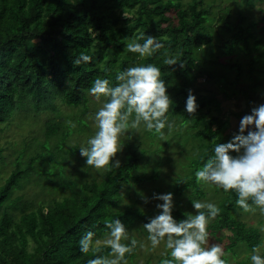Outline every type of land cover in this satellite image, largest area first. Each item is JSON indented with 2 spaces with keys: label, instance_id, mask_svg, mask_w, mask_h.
I'll return each mask as SVG.
<instances>
[{
  "label": "trees",
  "instance_id": "1",
  "mask_svg": "<svg viewBox=\"0 0 264 264\" xmlns=\"http://www.w3.org/2000/svg\"><path fill=\"white\" fill-rule=\"evenodd\" d=\"M239 1L248 7L264 2ZM210 14L203 0L187 1L186 6L183 0H0V125L19 113L31 114L33 120L42 114L53 115L43 121V140L36 150L26 147L34 139L26 143L13 159L7 177L0 175V264H87L89 259L110 250L100 246L97 253L83 254L78 242L86 232L102 238L107 231L106 220L119 218L129 229L151 219L149 213L136 206L137 198L122 207L118 205L126 187L153 181L152 176L134 174L144 150L139 151L131 142L126 143L120 169L103 170L100 180L87 181L84 174L62 180L67 165L74 162L77 167L86 161L80 155L79 143L71 145L68 141L88 126V89L96 78L109 79L114 85L117 72L129 67L153 64L161 69L174 102L168 119L178 116L181 122H188L187 130L196 140L187 175L170 192L167 187L163 189L173 194L175 219H185L183 210L193 200L205 197V183H197L195 172L213 155L216 144L231 141L239 131L220 114V102L214 93H194L197 112L194 116L186 112L188 92H194L196 80L214 76L212 61L202 54L213 41ZM257 21L264 31V14ZM257 21L251 19L244 25L237 10L235 20L225 22L229 34L222 45L223 54L229 57L236 52L244 54L245 61L241 56V62L227 63V67L238 69L231 80L237 92L244 75L251 79L249 89L242 91L251 109L256 106L251 94L264 85V41L250 31ZM147 36L163 38L164 48L144 58L125 50L128 41L143 43L141 38ZM166 51L175 55L183 67L165 65ZM80 53L91 56V62L74 65ZM235 94L226 92L224 97ZM62 106L73 113L65 114ZM32 177L69 192L50 205L31 209V203L13 194ZM160 190L155 187V194L159 195ZM187 190L191 191L185 204L182 200ZM214 191L221 214L209 224L208 232L215 236L227 232L223 246L227 254L223 258L228 264L229 257L237 256L238 248L252 251L254 246L262 245V236L257 228L236 216L243 210L236 205L235 192ZM168 253L160 261L170 258Z\"/></svg>",
  "mask_w": 264,
  "mask_h": 264
},
{
  "label": "clouds",
  "instance_id": "2",
  "mask_svg": "<svg viewBox=\"0 0 264 264\" xmlns=\"http://www.w3.org/2000/svg\"><path fill=\"white\" fill-rule=\"evenodd\" d=\"M141 39L143 43L128 41L125 50L144 58L152 57L164 48L163 38L147 36ZM164 57L165 65L180 64L183 67L175 55L166 51ZM91 60V56L80 53L73 63L80 65ZM115 79L113 85L109 79L96 78L88 89L97 100L106 98L95 114L97 131L87 141V146L79 149L87 166L97 170L121 168L116 157L123 149L121 137L130 130L143 126L163 140V130L166 126L169 130L172 128L167 114L174 102L159 67L153 64L129 67L117 72ZM197 109L196 97L189 90L186 112L194 116ZM67 123L76 127L71 121ZM195 177L197 183L212 184L224 192H235L236 205L243 212L254 214L258 210L264 215V104L253 107L250 114L241 118L238 134H234L231 141L216 144L213 155L195 172ZM153 199L163 203L156 205L159 214L144 224L143 229L148 233L151 249H156L163 242L170 250V258L162 259L160 264H227L222 245L209 244V224L221 214L215 203L193 200L195 214L186 212V218L177 221L172 215V193L154 194ZM145 203H148L147 199ZM105 228L107 231L102 238H96L94 232L88 231L79 240L80 251L85 255L90 251L99 252L100 246L110 250L106 255L89 259L87 264H128L126 255L137 248V239L119 218L106 220ZM139 247L146 250L143 243H139ZM262 247L264 245L252 248L251 264H264Z\"/></svg>",
  "mask_w": 264,
  "mask_h": 264
},
{
  "label": "rangeland",
  "instance_id": "3",
  "mask_svg": "<svg viewBox=\"0 0 264 264\" xmlns=\"http://www.w3.org/2000/svg\"><path fill=\"white\" fill-rule=\"evenodd\" d=\"M187 1L190 0H183L184 6H186ZM203 1L204 6L208 5L210 7L211 14L208 23L211 25L209 28L213 36V41L212 45L205 49L202 54L205 59L212 61L210 67L214 71V76L210 78V80H208L206 76H202V78L196 80L193 94L210 96L214 93L220 102V114L229 119L231 128H239L241 118L250 113L251 110V105L248 99H246L245 93H242L246 88L249 89L250 86L248 83H251V79L244 75L238 84V92L236 87L231 84V80H234L235 73L238 72V69L237 67L233 69L228 68L227 63L233 64L232 62H241L243 58L241 54L243 53L237 54L236 52L230 57L223 54L222 45L229 34L224 26L225 22L235 20L237 10H239L242 15L243 24H246V22L251 19L256 21L259 20L264 14V2L248 7L240 3L239 0ZM261 25L260 21H257V25L254 26L255 28L252 27L250 31L255 37H259L264 41V31L261 29ZM246 70L247 67L245 69L247 74ZM243 74L245 73L243 72ZM255 91L256 94H251L255 105L264 104V85L260 86ZM226 92L236 94L231 98H225L224 95ZM88 96L89 112L85 116L88 120V126L82 133H75L74 136L70 137L68 142L71 145H73L74 142H78L81 147H86L87 141L97 131L95 114L102 107L103 103L106 102V98L102 97L100 100H97L91 95ZM211 106L214 107L212 104ZM60 108L65 114L73 113V111L66 106ZM231 111L233 113H231ZM234 113L239 114V116H235ZM48 116L53 115L46 113L33 120L31 114L19 113L15 114L6 124L0 125V175L3 179L9 174V167H11V163L16 154L26 146V143L34 139L31 145L26 147L31 151L36 150L38 143L43 140L41 129L43 127V121ZM168 121L172 124V128L169 130L166 126L163 130L165 134V139L163 140L160 139L158 135L148 132L143 126L139 129L130 130L127 135L121 137V146L123 149L116 158L119 160L121 159L122 155L125 153L126 143L131 142L132 146L137 147L139 151L143 149L144 151L140 155V165H138L134 174L140 177H145V175L152 176L153 181L149 179L139 185L131 184L128 188L126 187L122 199L118 202L120 207L131 203L137 198L136 206L144 212L149 213V216L153 218L159 214L156 205L158 203H163L162 201L153 199L155 187L161 188L160 194H166L167 192L163 190L165 187H167L170 192L176 185V182L184 175H187L186 173L189 171L190 160L193 158L192 154L196 150V140L191 136L192 131L187 130L188 122H181L178 116H174L172 119H168ZM74 165V162H72L65 167L64 175L66 177L62 179L63 181L77 178L78 176H82L81 174H84L83 178L87 181L100 180L103 170L88 167L86 161L81 166L75 167ZM34 179L35 178L32 177L30 181L26 182L21 189L15 191L13 194V197L22 196L24 201L26 200L28 203H31V209L38 205H43L44 207L50 205L52 204V200L61 199L62 196L69 192L67 189L62 190L51 187L49 182L45 179ZM203 185L206 192L205 197L198 200L201 202L216 203L213 198V193L215 194L214 189L220 190V188L212 184L205 183ZM190 191L191 190H187L184 200H182L185 204L187 195L190 194ZM145 199H147L148 203H145ZM173 204H175V199H173ZM183 212L195 214V210L190 204ZM172 215L175 219V214ZM236 216L239 220L246 223V225L257 228L260 231L262 245H264V215H261L257 210L254 214L239 211ZM128 230L138 241V246L133 251L134 255L131 258H126L128 264H160V259L170 251L163 242L156 249H151L150 242L147 240L148 233L143 229L141 223H137ZM225 234H227L226 231L219 232L218 236L209 234V244L218 243L223 247L227 242ZM139 243L145 244L146 250L141 249ZM235 252L237 256L229 257L230 260L228 264H237L242 260H248L247 264H251L250 257L252 251L246 249L239 250L238 248ZM263 253L264 247L261 248V255H263Z\"/></svg>",
  "mask_w": 264,
  "mask_h": 264
}]
</instances>
